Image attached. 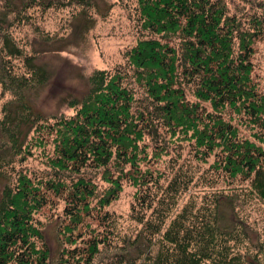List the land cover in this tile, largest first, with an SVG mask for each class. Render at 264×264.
I'll return each instance as SVG.
<instances>
[{"label":"trees","instance_id":"obj_1","mask_svg":"<svg viewBox=\"0 0 264 264\" xmlns=\"http://www.w3.org/2000/svg\"><path fill=\"white\" fill-rule=\"evenodd\" d=\"M137 3L140 38L126 51V63L95 71L85 91L64 97L76 111L67 115L37 108L50 72L10 27L29 19L32 8L75 4L89 13L98 0H0V87L11 94L0 119V180L6 182L0 264H50L36 214L56 199L65 201L66 219L55 264H94L101 246L116 250H108V264H255L246 258L248 219L224 203L237 202L238 180L264 202V147L236 126L241 119L264 143V93L252 61L264 37V13L244 19L226 0ZM17 59L23 70H16ZM168 138L179 148L189 140L195 151L194 158L171 159L169 172L155 166L170 152ZM33 144L53 147L46 162L51 173L17 168ZM212 156L211 169L197 178ZM144 163L152 165L144 169ZM89 169L102 171L109 184L103 193ZM200 178L209 191L179 205ZM125 181L137 188L130 215L139 227L121 239L118 221L102 212ZM224 183L231 193L219 190Z\"/></svg>","mask_w":264,"mask_h":264},{"label":"rangeland","instance_id":"obj_2","mask_svg":"<svg viewBox=\"0 0 264 264\" xmlns=\"http://www.w3.org/2000/svg\"><path fill=\"white\" fill-rule=\"evenodd\" d=\"M230 11L240 17L247 19L252 14L264 13V0H226ZM137 0H98V7L89 10L87 13L80 5L71 4L62 8H32L27 12L31 17L20 24L10 27L15 41L28 51L39 54L38 61L47 66L50 77L46 83L39 87L36 97L37 108L44 112H65L67 115L76 111L69 107L64 97L79 95L88 88V78L97 70H112L117 65L126 63V51L136 45L140 38L137 15ZM255 53L252 61L254 63L253 76L259 84V89L264 93V37L254 46ZM16 70H23V62L15 60ZM21 67V69H19ZM193 98L192 96H190ZM11 94H2L0 87V119L3 117V105L10 100ZM194 99V98H193ZM241 119L236 120V126L240 133L260 142L254 136L256 130H251L247 124H242ZM244 123V122H243ZM169 154L155 166L162 171L168 169V164L174 157L182 155V159L194 158L195 151L189 140H184L183 148H179L176 138H168ZM147 141V140H146ZM149 142V141H148ZM181 143V142H180ZM31 153L27 154L24 161L17 163V168H26L32 175H43L51 173L47 165L48 156L52 154L53 147L48 145L36 146L33 144ZM150 157L152 156V150ZM215 157L212 156L207 162L202 163L201 170L197 172V178L201 177L206 169H211ZM196 161V160H195ZM152 162V160H151ZM152 164H143V168ZM170 169L167 171L169 172ZM97 183L99 193H103L109 186L108 182L102 180V171L88 170ZM166 182V177L162 178ZM201 180L192 188L179 205H184L190 197H202L209 191V188ZM234 193H237V202H230L226 199L224 205H237L236 209L248 219L250 240L247 244L250 247V255L246 258L251 263L264 264V202L260 200L248 182L237 181ZM243 182V183H241ZM0 180V200L2 198L4 184ZM223 183V181H222ZM224 184L220 189L231 193ZM123 190L118 199L114 200L102 213L108 211L113 214L119 223L120 238L135 235L138 225L131 219L132 205L135 202L137 188L129 181H125ZM227 198H231L228 196ZM93 204H96L94 200ZM65 201L56 199L36 214L41 221V227L45 232L51 256L50 264H55L58 257L61 238L58 236L59 224L65 218ZM92 227L103 229L98 220H88ZM116 242H121L119 239ZM115 244H121L116 243ZM80 245V244H79ZM116 250L114 246L106 248L101 246V251L95 258L94 264H108L106 261L109 249ZM118 250V249H117Z\"/></svg>","mask_w":264,"mask_h":264}]
</instances>
